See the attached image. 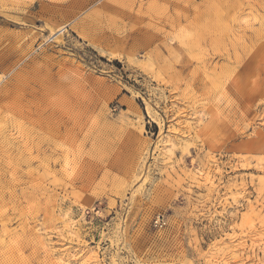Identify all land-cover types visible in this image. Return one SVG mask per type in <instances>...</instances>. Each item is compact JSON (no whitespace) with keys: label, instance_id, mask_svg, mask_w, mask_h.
Returning a JSON list of instances; mask_svg holds the SVG:
<instances>
[{"label":"rangeland","instance_id":"rangeland-1","mask_svg":"<svg viewBox=\"0 0 264 264\" xmlns=\"http://www.w3.org/2000/svg\"><path fill=\"white\" fill-rule=\"evenodd\" d=\"M0 264H264V0H0Z\"/></svg>","mask_w":264,"mask_h":264},{"label":"built area","instance_id":"built-area-1","mask_svg":"<svg viewBox=\"0 0 264 264\" xmlns=\"http://www.w3.org/2000/svg\"><path fill=\"white\" fill-rule=\"evenodd\" d=\"M166 224V220L162 215H158L154 220V225L156 227H162Z\"/></svg>","mask_w":264,"mask_h":264},{"label":"bare ground","instance_id":"bare-ground-1","mask_svg":"<svg viewBox=\"0 0 264 264\" xmlns=\"http://www.w3.org/2000/svg\"><path fill=\"white\" fill-rule=\"evenodd\" d=\"M83 36H84V35H83ZM83 36H82V37H83Z\"/></svg>","mask_w":264,"mask_h":264}]
</instances>
